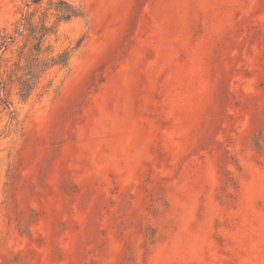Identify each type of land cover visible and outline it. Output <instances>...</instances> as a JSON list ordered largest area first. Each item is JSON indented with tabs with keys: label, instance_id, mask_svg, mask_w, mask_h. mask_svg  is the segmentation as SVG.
<instances>
[{
	"label": "rangeland",
	"instance_id": "rangeland-1",
	"mask_svg": "<svg viewBox=\"0 0 264 264\" xmlns=\"http://www.w3.org/2000/svg\"><path fill=\"white\" fill-rule=\"evenodd\" d=\"M0 264H264V0H0Z\"/></svg>",
	"mask_w": 264,
	"mask_h": 264
},
{
	"label": "trees",
	"instance_id": "trees-1",
	"mask_svg": "<svg viewBox=\"0 0 264 264\" xmlns=\"http://www.w3.org/2000/svg\"><path fill=\"white\" fill-rule=\"evenodd\" d=\"M71 16H72L71 10H67L66 12L63 13V17L66 19L70 18ZM1 44L3 45L4 42H2ZM62 57H63V55L58 60H56L54 63H59V64L63 63L64 60L62 59Z\"/></svg>",
	"mask_w": 264,
	"mask_h": 264
}]
</instances>
